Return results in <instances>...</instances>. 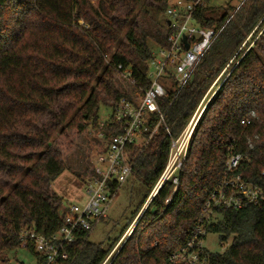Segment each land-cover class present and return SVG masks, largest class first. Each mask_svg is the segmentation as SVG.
Masks as SVG:
<instances>
[{
	"label": "trees",
	"instance_id": "1",
	"mask_svg": "<svg viewBox=\"0 0 264 264\" xmlns=\"http://www.w3.org/2000/svg\"><path fill=\"white\" fill-rule=\"evenodd\" d=\"M169 1L99 0L94 6L90 0H0V177L8 179L0 182V263L6 262V252L20 248L22 227L44 237L61 227L65 205L51 184L70 156L63 158L56 140L63 138L79 155L91 142L103 147L114 134L108 126L99 127L101 99L111 107L150 86L153 52L147 43L166 46L170 30L163 14ZM237 5L228 0L216 9L202 0L195 8V22L220 33L178 94L167 88V97L159 101L164 125L144 150L132 153L130 179L146 196L107 248L82 232L66 248L62 264H102L143 208L166 164L171 138L180 134L211 86L216 93L202 112L171 203L164 204L173 188L167 183L111 264H166L188 239L220 181L232 141L233 152L245 157L239 171L264 184V0ZM125 71L130 73L126 80ZM42 118L49 122L39 127ZM247 118L250 124L241 125ZM73 136L81 138L79 148ZM92 157L86 153L76 164L81 179L91 173ZM210 232L227 246L218 256L221 264H264V206L219 212Z\"/></svg>",
	"mask_w": 264,
	"mask_h": 264
},
{
	"label": "built area",
	"instance_id": "2",
	"mask_svg": "<svg viewBox=\"0 0 264 264\" xmlns=\"http://www.w3.org/2000/svg\"><path fill=\"white\" fill-rule=\"evenodd\" d=\"M200 5L202 0L168 2L164 14L170 22V32L166 46L157 49L156 56L153 54L148 61L147 77L150 86L132 93L128 98H120L111 106L110 120L99 124L100 129L108 126L114 130V134L96 153L91 173L82 176L86 203L83 206L65 205L62 225L49 237H44L27 226L19 230L20 248L32 250L38 257L36 264L38 259L41 264H62L68 257L66 248L76 243L82 232L90 235L96 225L106 219L117 189L132 176V153L144 150L158 129L164 125V113L159 108V101L167 97L168 89L174 91V96L178 94L220 33V30L202 28L195 22L194 10ZM183 39L188 44L187 50ZM129 77L128 71L122 74L124 80ZM130 82L134 84L133 80ZM201 104L202 101L180 134L171 138L166 164L139 214L146 210L167 183L172 184L173 188L164 204L167 206L171 203L179 185L183 163L204 110L200 109ZM153 115L158 116L154 121ZM240 124L248 126L250 119H243ZM232 143L234 141L226 149L227 159L220 181L208 194L188 239L169 254L166 264H221L218 256L223 254L224 249L221 254L211 253L204 246L207 234L211 233L210 226L217 221L218 213L264 206V184L247 180L239 171L245 157L233 152ZM260 178L264 181V167L260 171ZM137 220L130 225L128 233L132 232ZM115 249L107 255L102 264H111L119 250L114 253Z\"/></svg>",
	"mask_w": 264,
	"mask_h": 264
},
{
	"label": "rangeland",
	"instance_id": "3",
	"mask_svg": "<svg viewBox=\"0 0 264 264\" xmlns=\"http://www.w3.org/2000/svg\"><path fill=\"white\" fill-rule=\"evenodd\" d=\"M91 3L96 6L99 0H90ZM238 3L237 8L241 6V4L245 0H234ZM152 0H146V3H151ZM228 0H209V4L211 7L216 9H222ZM138 10V9H137ZM137 12V11H136ZM123 14L125 13L122 12ZM163 19H166L165 14H163ZM82 23H80L81 25ZM150 47L153 54L156 56L157 48L152 44V42L147 43ZM171 84H173L171 82ZM216 87L211 86L209 90L206 92L204 98L202 99V104L200 109H205L208 102L212 99L214 94L216 93ZM105 99H101V103L98 108V118L102 123L108 122L111 116V107ZM49 122V118H42L39 122V127L42 124H46ZM38 129L35 128V131ZM74 145L81 146L82 141L79 136H73V140L71 141ZM57 147L60 149L63 158L70 156L66 161L67 168L63 171V173L53 181L51 184V190L59 197L62 198L64 205H75V206H83L87 201V196L84 191V185L82 183V179L80 178V172L82 169L77 167V163L84 162V157L86 153L92 154V160L95 158L96 153L102 147L97 146L94 142L89 143L85 152L76 155L74 148H70L63 138H58L56 140ZM74 160V166L71 168L72 161ZM6 176L0 177V182L5 184L7 182ZM146 196V191L142 187V185L132 179H128L125 183L121 184L117 189L116 194L111 200L109 205L106 219L100 221L94 230L89 235V241L94 244H101L103 248H107L110 243L115 240L120 232L125 227L126 223L132 217V214L135 212L138 205L142 202L144 197ZM134 220L140 218L142 214H139ZM139 220V219H138ZM137 220V221H138ZM134 222V221H133ZM132 222V223H133ZM131 223V224H132ZM136 225V222H135ZM130 227V225H129ZM129 227L124 231L121 238L114 244L112 249L115 248L114 253L126 242L132 232H129ZM135 227V226H134ZM134 229V228H133ZM133 231V230H132ZM118 245V246H117ZM205 248L211 253H219L221 254L226 250V245H220L218 236L214 233H208L206 239L204 241ZM109 252V253H110ZM36 254H32L27 249L18 248L11 252H6L5 263L0 264H36Z\"/></svg>",
	"mask_w": 264,
	"mask_h": 264
},
{
	"label": "water",
	"instance_id": "4",
	"mask_svg": "<svg viewBox=\"0 0 264 264\" xmlns=\"http://www.w3.org/2000/svg\"><path fill=\"white\" fill-rule=\"evenodd\" d=\"M167 25L168 26L170 25L169 21L167 22ZM183 43H184V46H185V50H187L188 49V44L185 42V39H183Z\"/></svg>",
	"mask_w": 264,
	"mask_h": 264
}]
</instances>
